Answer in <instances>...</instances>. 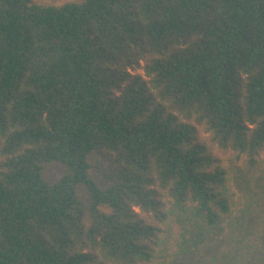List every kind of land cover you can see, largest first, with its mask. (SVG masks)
I'll list each match as a JSON object with an SVG mask.
<instances>
[{
    "label": "trees",
    "instance_id": "trees-1",
    "mask_svg": "<svg viewBox=\"0 0 264 264\" xmlns=\"http://www.w3.org/2000/svg\"><path fill=\"white\" fill-rule=\"evenodd\" d=\"M262 162L264 0H0V264H174Z\"/></svg>",
    "mask_w": 264,
    "mask_h": 264
},
{
    "label": "rangeland",
    "instance_id": "rangeland-1",
    "mask_svg": "<svg viewBox=\"0 0 264 264\" xmlns=\"http://www.w3.org/2000/svg\"><path fill=\"white\" fill-rule=\"evenodd\" d=\"M40 5L61 6L68 2L83 0H33ZM141 72V70H139ZM200 136L209 144L210 135L198 126ZM215 150L218 148L214 147ZM91 176L100 186H109L118 180L120 164L104 149L92 153ZM64 172L59 163H48L44 176L48 180L58 179ZM234 182L242 195L243 205L229 220L226 233L214 244L202 247L195 253L178 256L174 264H264V162L255 171L237 168ZM79 194L88 201V191L79 186Z\"/></svg>",
    "mask_w": 264,
    "mask_h": 264
}]
</instances>
